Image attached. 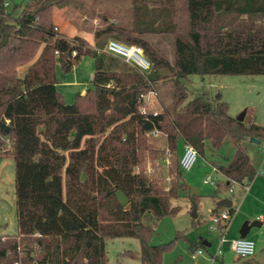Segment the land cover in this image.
Instances as JSON below:
<instances>
[{"label":"trees","instance_id":"trees-1","mask_svg":"<svg viewBox=\"0 0 264 264\" xmlns=\"http://www.w3.org/2000/svg\"><path fill=\"white\" fill-rule=\"evenodd\" d=\"M47 1L27 0L15 17L0 0V158L16 163L18 222V235L0 236V264H108L107 242L118 238L140 240L142 264H163L174 242L154 244L150 224L177 216L181 207L174 202L186 191L195 206L200 195L192 194L181 168L173 171L170 191L155 186L141 169L145 138L159 131L170 151L177 154L182 141L200 155L208 143L218 151L231 138L236 155L228 167H217L227 179L218 191L254 180L258 171L243 143L264 142V127L233 118L220 94L188 102L184 81L194 75L264 76V0H190L198 12L194 27L178 33L166 21L158 32L174 35L173 65L144 38L157 33L147 26L162 20L158 7L152 15L144 11L134 27L106 23L91 46L57 32L55 13L67 0ZM154 2L169 13L165 0ZM111 41L140 47L151 69L141 72L108 53ZM86 57L95 60L92 87L68 104L57 88V66L70 74ZM163 70L175 79V111L155 114L146 98ZM118 193L128 198L126 206ZM236 263L258 264L254 258Z\"/></svg>","mask_w":264,"mask_h":264},{"label":"rangeland","instance_id":"rangeland-1","mask_svg":"<svg viewBox=\"0 0 264 264\" xmlns=\"http://www.w3.org/2000/svg\"><path fill=\"white\" fill-rule=\"evenodd\" d=\"M26 1L5 0L8 4L7 11L14 13L15 17H19ZM51 1L48 0L45 5L50 4ZM143 1L67 0L65 8L58 9L55 15L64 10L63 17L71 19V23L79 27L81 19H85L83 16L85 14L87 17L85 22L90 27L89 29L100 26L97 28L98 31L107 25L103 22L105 16L113 21L116 19L119 24L134 27V24L137 26V22L144 11L147 15H152L150 11L158 7L157 10L160 11L162 20L159 17L160 21L158 20L156 25L147 26L148 30L154 29L157 33L149 34L144 38L149 40L173 65L176 58L174 35L159 34L158 32L167 27L166 21L173 22L170 31L188 32L194 27L191 18L193 14H198V12L189 8L190 0H165L170 4L169 13L165 11V8H161V4L155 5V0ZM198 3L201 4L199 1ZM193 7L198 9L197 3ZM15 8H17L16 11ZM167 14L169 15L168 18L166 17ZM201 15H203L202 12L199 13V16ZM95 19L96 21H94ZM259 24L264 25V18ZM173 27L174 29H172ZM101 41L108 44L107 38ZM24 69L26 68L20 70L21 74ZM94 69V62L80 68L81 79L84 80V84H87L88 89L92 87ZM161 73L162 78L155 85V93L149 94V109L159 113L167 110L174 112L175 79L168 71L163 70ZM70 74L60 71L57 76L60 80L58 89L68 104L75 102L76 95L84 87L82 84L80 87H73L71 84L65 83L66 80L67 82L71 80ZM184 84L189 95L188 102L196 97L215 100L216 96L220 94L222 100L228 103L229 114L233 118L238 119L244 116L246 125L258 124L264 127V76L202 77L194 75L188 77ZM145 139L141 169L150 176L156 187L168 192L171 189L173 171L180 169L179 160L183 156L184 144L182 141L179 142L178 153L176 154L168 149L165 134H149ZM243 146L258 171L254 180L248 182L252 192L243 191L241 187L243 185L240 186L236 183H231L234 193L226 190L218 191L219 185L227 183V179L219 172L218 168L221 166L228 167L236 155V148L231 138H227L218 151H214L211 144L208 143L204 154H198L194 167L189 171H183L184 182L190 187V191H192L191 187H194L200 191V196L195 206L192 195L186 191L181 199L174 202L175 206L181 207L177 216L166 217L157 221L156 225L150 224L155 230L154 244L164 245L174 242L173 248L164 256L163 264H237L236 261L241 262L242 260L231 250L230 243L227 242L220 246L222 233H225L227 241L232 242V240L242 238L241 232L247 223L252 225L255 222L261 223V227L252 226L245 238L255 242L254 259L258 264H264V142L258 144L253 139H247ZM208 177L215 183V186L204 183ZM216 194H219L221 200H231L234 209V213L230 214L231 220L224 222L222 228L214 225L213 219L222 213L229 212V209H217L221 200L215 197ZM16 201V163L11 156L3 157L0 158V236L18 235L17 219L16 217L14 220L11 218ZM195 207L197 208V219L192 217ZM178 232L183 234L179 239H177ZM195 243H202L205 248H200L198 251H201L202 254L197 255L193 260L192 256L197 254V251L192 252L190 246ZM220 249H222L223 255L216 257ZM106 250L108 264H142L141 242L138 239L118 238L109 240Z\"/></svg>","mask_w":264,"mask_h":264},{"label":"built area","instance_id":"built-area-1","mask_svg":"<svg viewBox=\"0 0 264 264\" xmlns=\"http://www.w3.org/2000/svg\"><path fill=\"white\" fill-rule=\"evenodd\" d=\"M8 7V4L6 3ZM58 30V29H56ZM107 52L115 57H119L123 59L126 63L130 64L131 66L135 67L136 69L140 70L141 72H146L151 69V62L145 57L143 50L138 46H129L117 41H111L108 45ZM58 55V52H57ZM152 95V94H151ZM149 96L146 98L148 102ZM149 103V102H148ZM146 112V109L143 110ZM158 112H155L157 114ZM154 135H159V131H154ZM198 153L197 151L190 145H186L184 148L183 156L181 157L179 163L180 168L182 171H189L191 170L197 162ZM205 184H211L215 186V183L211 181L208 177L204 180ZM241 186V185H240ZM245 191H249L248 185H243ZM230 193H234V188L231 189ZM231 220L230 212H225L220 214L217 217H214L213 224L220 226L224 222H229ZM227 239H225V233H222V237L220 240V244L223 245L227 243ZM232 251L241 259V260H248L255 256L256 252V244L252 240L247 238H239L232 240L230 242ZM201 251H197V254L192 256V259L195 260L197 255H201ZM223 251L220 249L216 257L222 256Z\"/></svg>","mask_w":264,"mask_h":264},{"label":"crops","instance_id":"crops-1","mask_svg":"<svg viewBox=\"0 0 264 264\" xmlns=\"http://www.w3.org/2000/svg\"><path fill=\"white\" fill-rule=\"evenodd\" d=\"M63 12H64V10H61L60 12H58L55 15V24H56V26L58 25L59 33L63 37H65L69 40H72V38L74 39L75 37H79V38L85 40L91 46H95L96 45L95 33L97 31V28H99L100 26L99 27L94 26L91 29H89L90 27H88V24H86V22H85L86 21L85 19H87V17L85 16V14L83 15V13H82V15L84 16L85 19H81L82 20L81 24L79 25V27H77L71 23V21H70L71 19H66L63 17V14H64ZM108 19L109 18L105 17V20H103V22L107 23V24L108 23H117L116 19H115L116 21L115 20L113 21L112 19H111L112 21L111 20L109 21ZM94 21H96V19ZM92 62L95 63V60L93 58H91V57L84 58L82 63L79 66H77L76 68H74L72 73L69 75L71 80H69V82H67V80H66V82H65V83L71 84L73 87H77V86L80 87L81 84H82V86L84 85L83 89L80 92L82 95L86 94V92L88 90V86H87V84H84L85 83L84 80L81 79L82 73L80 71V68H82L85 65L92 64ZM60 71H61V68L58 65L57 66V76H58ZM94 73H95V69H94ZM93 78H94V76H93ZM58 81L60 82V80H58ZM58 86H57V88H58ZM58 91H59V89H58ZM184 147H185V144H184ZM244 185H248V182H245ZM254 188H255V186H254ZM242 189H243V191H245L244 187H242ZM246 192H248V193L252 192L250 186H249V191H246ZM228 243H230V242L228 241ZM220 246H221V244H220Z\"/></svg>","mask_w":264,"mask_h":264},{"label":"water","instance_id":"water-1","mask_svg":"<svg viewBox=\"0 0 264 264\" xmlns=\"http://www.w3.org/2000/svg\"><path fill=\"white\" fill-rule=\"evenodd\" d=\"M244 118H245L244 116H241V117H239L237 120H238L239 122H244ZM253 141L256 142V143H258V144H260V141H259V140H255V139H253ZM191 190H192V194H193V195H199V194H200V191H199L198 189L194 188V187H191ZM117 196H118V199H119V201L121 202V204H122L123 206H126V205L128 204V198H127L123 193H118ZM218 207L231 209V208H232V201L229 200V199H223V200H221V201L219 202ZM16 211H17V205H15V207L13 208V211H12V213H11V218H12L13 220H14L15 217H16ZM192 217L195 218V219L198 218L197 208H196V207L193 209ZM261 225H262V224H261V223H258V222H255V223H253L252 225H249V224L247 223V224L244 226V228H243V230H242V232H241V236H242V238H245V237L247 236V234H248V232H249V230H250V228H251L252 226H259V227H261Z\"/></svg>","mask_w":264,"mask_h":264}]
</instances>
